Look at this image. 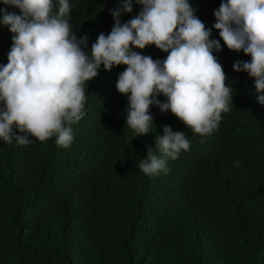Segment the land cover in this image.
<instances>
[{"label":"trees","instance_id":"16d2710c","mask_svg":"<svg viewBox=\"0 0 264 264\" xmlns=\"http://www.w3.org/2000/svg\"><path fill=\"white\" fill-rule=\"evenodd\" d=\"M69 3V22L78 37L88 35L89 48L110 33L109 9L118 0ZM189 3L212 28L221 0ZM141 7L133 3L121 22ZM0 8L20 13L2 2ZM13 35L0 24V65L8 62ZM210 38L220 40L214 55L233 102L208 135L153 105L151 132L134 137L127 97L115 86L127 66L101 65L85 84L84 115L70 125V146L55 137L28 145L0 139V264H264V105L254 78L233 69L251 57L229 50L214 28ZM134 50L167 56L155 45ZM165 125L184 131L190 150L168 159L169 171L145 175L139 162Z\"/></svg>","mask_w":264,"mask_h":264},{"label":"clouds","instance_id":"9594fccd","mask_svg":"<svg viewBox=\"0 0 264 264\" xmlns=\"http://www.w3.org/2000/svg\"><path fill=\"white\" fill-rule=\"evenodd\" d=\"M19 14L0 8V24L14 35L8 62L0 65V139L20 145L52 137L68 147L71 124L84 115L85 84L114 66L127 67L118 74L116 89L127 97L126 125L137 135H147L154 124L150 107L171 111L194 134H210L221 114L230 111L232 89L215 52L220 40L210 38L212 28L229 50L242 51L249 61L233 69L254 78L257 101L264 105V0H221L214 10L212 28L195 14L189 0H118L109 9L114 25L100 33L91 47L87 34L78 37L68 17L69 0H0ZM141 10L126 22L124 13ZM155 45L167 53L163 60L135 51ZM160 95L166 97L162 101ZM31 137V138H30ZM190 150L184 131L163 126L155 145H147L140 171L148 176L167 172V160ZM238 166V165H237Z\"/></svg>","mask_w":264,"mask_h":264}]
</instances>
